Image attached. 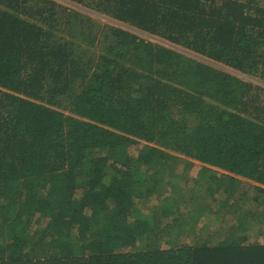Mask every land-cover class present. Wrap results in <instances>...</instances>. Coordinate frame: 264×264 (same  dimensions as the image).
<instances>
[{
	"label": "trees",
	"instance_id": "trees-1",
	"mask_svg": "<svg viewBox=\"0 0 264 264\" xmlns=\"http://www.w3.org/2000/svg\"><path fill=\"white\" fill-rule=\"evenodd\" d=\"M260 3L0 0V264H264Z\"/></svg>",
	"mask_w": 264,
	"mask_h": 264
},
{
	"label": "rangeland",
	"instance_id": "rangeland-1",
	"mask_svg": "<svg viewBox=\"0 0 264 264\" xmlns=\"http://www.w3.org/2000/svg\"><path fill=\"white\" fill-rule=\"evenodd\" d=\"M242 1H248V0H242ZM259 1L264 5V0H259ZM60 2L63 3L62 1H60ZM194 163H195L194 166H192L189 169L190 172H188V173L184 172L183 174H180V175H182L183 177H186L187 179L188 178L195 177L197 171L200 170V164L199 163L196 164V162H194ZM187 179H185V180H187ZM238 179L241 182V186L244 187V188H248V185L249 184H252V183H250L246 179H243V178H238ZM197 180L198 181L200 180L201 182H205V177H203V176H200V177L197 176ZM197 195H198V197L200 196V198L198 199V205H199V207H202V209H206L205 207H207L206 205H208L209 203L211 204L212 207H214L216 205V203H215L214 206H213L212 201L209 200L210 197L209 198L208 197H204L205 194H204V190L203 189L196 188V197H197ZM213 197H215L216 199H223L224 196L222 194H216L215 196L213 195ZM148 207L149 208L150 207H153V203L148 204L146 206H143L141 208V211L140 212L142 214H148V209H147ZM263 218H264V214H263V217L256 218L254 220V223H252V226H253V235L256 236L257 241L259 243H262V244L264 243V232L262 234L258 233V227H259V223H260L261 219H263ZM261 228H263V230H264V222L263 221H262Z\"/></svg>",
	"mask_w": 264,
	"mask_h": 264
}]
</instances>
